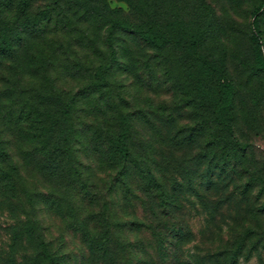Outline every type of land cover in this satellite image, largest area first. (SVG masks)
I'll list each match as a JSON object with an SVG mask.
<instances>
[{"label": "rangeland", "instance_id": "obj_1", "mask_svg": "<svg viewBox=\"0 0 264 264\" xmlns=\"http://www.w3.org/2000/svg\"><path fill=\"white\" fill-rule=\"evenodd\" d=\"M53 1L34 0L52 21L0 63V264H48L44 251L53 264H264V68L252 45L264 59L262 0H139L169 42L117 33L108 85L88 84L109 61L113 15L91 7L128 13L126 0ZM204 62L231 87L219 118ZM47 111L68 133L58 154L30 122L48 123ZM125 118L123 162L104 151Z\"/></svg>", "mask_w": 264, "mask_h": 264}, {"label": "trees", "instance_id": "obj_2", "mask_svg": "<svg viewBox=\"0 0 264 264\" xmlns=\"http://www.w3.org/2000/svg\"><path fill=\"white\" fill-rule=\"evenodd\" d=\"M62 3L75 5L84 8L85 10H89L88 6L90 4V0H55L50 2V5L53 4L59 8ZM126 3L130 8V12L128 13H121L119 10L110 9L107 5L103 9L98 8L95 5L91 7L93 8V12L100 17L110 15L113 16L109 17L108 25L105 30V43L110 52L109 61L105 64H100L95 68L93 74L91 75V81L88 85H108L109 82L106 74L111 68V62L116 60V48L114 45V40L117 33L135 35L157 50L162 49L165 44L169 42L163 24L156 19L152 20L147 18L145 12L140 9L139 0H137V3L126 0ZM261 5H264V0L261 1V4L258 8L260 10ZM53 12L54 9L34 10V0H0V63L2 60L15 58L18 52L17 48L19 47L22 40V35H25L31 29L39 27L43 21H52ZM262 12L263 9L260 13ZM134 14H136V17H134ZM254 26L257 27L256 17L254 18ZM197 32H199V30H197ZM192 39L195 40L196 37ZM191 42L188 40L181 42L180 49H183L185 46L190 48L189 44ZM252 45L253 53L258 65H260V68H264V59L260 49L261 44L255 36L252 38ZM205 64L206 65L198 64L197 66H199V69L206 68L208 70H212L209 72V81L211 82V85L217 86L214 91L215 98L212 102V108L216 113L218 110L226 109L231 106V87L229 82H227V78L222 68L217 69L212 67L208 62ZM202 70L203 69H201V71ZM197 81L198 83H202L203 78H198ZM41 114L43 115L44 113L41 112ZM45 114L48 115V123H45L44 120L39 121L35 118L30 119V122H35L37 125L36 129H38L40 132L37 136H39L43 151L47 154H58L62 149L61 140L65 138L68 133L62 129L63 119L61 117H56L54 116V113L49 111H47ZM219 117L220 114L217 112L216 118ZM224 124L230 129L228 119L224 121ZM57 129L60 131L58 132L57 136H55V131ZM128 136L129 120L125 118L121 122L119 132L113 137L107 139V146L104 153L107 154L108 158L111 157L115 160L123 162L133 160L128 147ZM233 145L234 143L229 141V143L224 147L227 151V159L235 158ZM3 155L4 153H2L0 150V158H2ZM43 255L49 260L48 264H53L55 262L47 252L44 251Z\"/></svg>", "mask_w": 264, "mask_h": 264}]
</instances>
